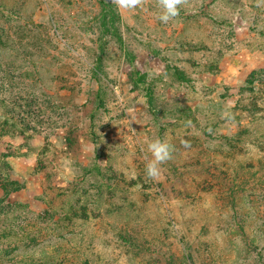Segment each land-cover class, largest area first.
I'll return each instance as SVG.
<instances>
[{
    "label": "rangeland",
    "instance_id": "1",
    "mask_svg": "<svg viewBox=\"0 0 264 264\" xmlns=\"http://www.w3.org/2000/svg\"><path fill=\"white\" fill-rule=\"evenodd\" d=\"M257 2L187 0L165 24L158 19V0L131 11L112 0H0V196L7 192V203L27 204L38 213L48 184L65 193L79 165L95 161L105 172L98 204L110 206L111 214L94 229L86 223L69 236L83 260L264 264V237L244 235L237 225L247 204L244 192L235 196L240 205L228 198L224 206L212 196L219 194L218 182L205 191L193 181L200 162L214 158L237 131L228 110L244 109L242 90L264 68V5ZM104 14L115 19L123 42L109 39L103 74L90 78ZM140 74L144 82L135 83ZM96 91L105 106L89 118ZM28 93L36 102L23 114L21 98L31 99ZM12 110L34 130L17 124ZM209 111L214 115L208 117ZM263 116L244 140L249 151L256 150L252 140L264 128ZM70 130L78 139L73 150L64 142ZM156 138L169 140L175 151L151 179L145 172L148 143ZM252 156L256 164L258 154ZM107 178L115 179L110 184ZM88 182L94 183L87 178L81 185ZM91 234L94 242L88 244Z\"/></svg>",
    "mask_w": 264,
    "mask_h": 264
},
{
    "label": "trees",
    "instance_id": "2",
    "mask_svg": "<svg viewBox=\"0 0 264 264\" xmlns=\"http://www.w3.org/2000/svg\"><path fill=\"white\" fill-rule=\"evenodd\" d=\"M101 16L100 44L97 49L96 62L89 68L88 76L90 78H99L103 74L102 54L109 39L114 38L121 44L123 42L115 19H108L105 14ZM222 22H227V20H221L220 23ZM124 54L130 60L133 59L130 51L125 48ZM134 82L143 83L142 75L140 74L139 80ZM242 94L246 95L244 109H235L238 113H235L236 111L233 109L228 110L229 117L233 114L238 126L237 131L232 138H227L228 141L224 139V136L225 144L215 150L214 158L207 156L203 165L200 162L199 169L198 167L195 169L193 181L202 186V190L211 188L218 182L221 185L219 194L213 193L212 196L219 202H224V206L230 201L228 198H233L236 205H240V201L238 202V198L235 196L241 191L244 192V200L247 204L244 206V214L236 216L239 218L237 225H239L242 234L255 231L261 238V236L264 237V128L262 131H257L258 134L256 133L253 137L252 145L256 150L251 149L249 151V146L245 145L244 140L252 135L249 134L253 130L251 124L260 122L258 118L261 112H264V68L252 73V78L242 90ZM30 95L32 98L29 100L26 97L21 98L24 101V104L21 102L23 114L31 113L29 111L31 105L36 102L33 100L32 93H28L27 96ZM92 102V113L87 115L89 118H92L94 109H101L105 106L99 91L95 92ZM11 103L16 104V101H11ZM148 103L152 105L151 100H148ZM11 112L17 115V124L27 123L25 129L34 130L28 121L21 118L22 115L18 110ZM211 113L208 112V117L214 115ZM244 120H247V123H244ZM64 142L67 149L73 150L78 145L76 134L71 130L68 131L64 136ZM202 149L206 155H211L206 149ZM256 153L258 159L255 164V157L257 156L252 155ZM235 154L246 155L249 160H246L245 163L241 159L233 161L231 157ZM227 155L230 157L228 158ZM104 173V168L95 161L86 165H79L78 174L75 175L74 181L65 193L57 185L48 184L46 186L43 196L45 205L38 213L30 209L27 204L7 203V192L1 195L0 264H95L94 260L91 261L87 257L83 260L77 254L81 255L82 249L80 250L79 245L72 244L69 236L76 232L80 233L86 223L92 224L94 229L95 226L97 227L99 219L110 216V206L104 207V205L98 204L105 191V184L102 181ZM229 174H233V178L228 185L225 178H228L227 181L229 182ZM87 178H91L94 183L88 182L87 187H83L81 184ZM114 179L107 178L108 183L111 184ZM94 186L96 189L90 190ZM7 188L11 189V187ZM210 190L207 191L210 192ZM58 200H60L59 203ZM103 207L106 209L103 210ZM234 211L233 209L232 212ZM252 212L257 214L256 218H258L259 224H256L251 217ZM58 214V221L54 222ZM94 238V235L91 234L88 238V244H93ZM34 244L35 248L32 246ZM187 246L191 248L189 244Z\"/></svg>",
    "mask_w": 264,
    "mask_h": 264
},
{
    "label": "clouds",
    "instance_id": "3",
    "mask_svg": "<svg viewBox=\"0 0 264 264\" xmlns=\"http://www.w3.org/2000/svg\"><path fill=\"white\" fill-rule=\"evenodd\" d=\"M118 9L134 10L142 7L145 0H112ZM187 0H158V5L161 8V14L158 19L167 24L170 20L179 16L180 8L186 4ZM264 5V0H258L257 6ZM107 123V122H105ZM185 147L189 145L184 142ZM175 146L167 139L156 138L148 143V152L151 154V159L146 164V176L155 179L160 175L161 166L171 161Z\"/></svg>",
    "mask_w": 264,
    "mask_h": 264
}]
</instances>
